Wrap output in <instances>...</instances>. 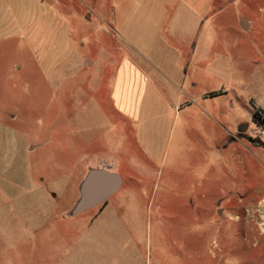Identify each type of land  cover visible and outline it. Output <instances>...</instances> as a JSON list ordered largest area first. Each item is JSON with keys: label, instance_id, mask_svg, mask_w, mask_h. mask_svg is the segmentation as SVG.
<instances>
[{"label": "rangeland", "instance_id": "1", "mask_svg": "<svg viewBox=\"0 0 264 264\" xmlns=\"http://www.w3.org/2000/svg\"><path fill=\"white\" fill-rule=\"evenodd\" d=\"M14 3L65 28L59 69L0 88V169L8 128L19 141L0 173V264H264V109L247 101L264 90V0ZM128 62L137 120L112 102ZM98 174L121 187L76 213Z\"/></svg>", "mask_w": 264, "mask_h": 264}, {"label": "crops", "instance_id": "2", "mask_svg": "<svg viewBox=\"0 0 264 264\" xmlns=\"http://www.w3.org/2000/svg\"><path fill=\"white\" fill-rule=\"evenodd\" d=\"M14 2L15 0H0V62L6 57L11 61V67L8 68H4L0 64V88L2 87L1 85L8 84L12 91H17V97L19 91H29L36 87V83H39L36 82V74L39 73V70L44 71V74H46L47 69L50 73L51 70L60 68L59 63L62 62L61 57L63 55L57 56L55 64L53 63L50 67H47V61L53 56L55 48L57 52L54 55H60L57 43L62 30L65 28L63 24L65 21L52 8L46 10L36 19H33V17L29 19L24 17V15L20 17L19 10ZM20 58H22V63H19ZM28 58H30V61ZM261 85L264 87V80ZM110 87L115 110L127 120H137L145 87L144 79L138 68L130 62L125 63L118 75L117 82L113 85L111 83ZM260 97L250 96L247 101L253 98L256 105L264 109V90L263 95ZM17 99L16 101H19ZM16 103L18 104L19 102ZM15 117L16 115H13L11 119L14 120L16 119ZM238 124L231 128L232 131L229 132V135L236 131ZM8 129L11 134L12 154L7 167L4 170L0 169L1 174L12 169L19 152L17 135L13 128ZM233 144L232 138H228L221 144L220 148L226 150L232 147ZM240 144L244 145L242 142ZM244 147L248 148L246 145ZM103 162L111 163L113 167L117 168L115 161L112 163L103 158Z\"/></svg>", "mask_w": 264, "mask_h": 264}, {"label": "water", "instance_id": "3", "mask_svg": "<svg viewBox=\"0 0 264 264\" xmlns=\"http://www.w3.org/2000/svg\"><path fill=\"white\" fill-rule=\"evenodd\" d=\"M241 24L243 27H246L245 20H242ZM247 127V125H244L239 129V131L244 132ZM94 181L93 187L87 193L84 202L76 213L89 210L100 204L102 201L108 199L119 190L122 184V181L118 176L107 174H98Z\"/></svg>", "mask_w": 264, "mask_h": 264}, {"label": "trees", "instance_id": "4", "mask_svg": "<svg viewBox=\"0 0 264 264\" xmlns=\"http://www.w3.org/2000/svg\"><path fill=\"white\" fill-rule=\"evenodd\" d=\"M257 118H258V113L256 112V113L254 114V119L257 121Z\"/></svg>", "mask_w": 264, "mask_h": 264}, {"label": "flooded vegetation", "instance_id": "5", "mask_svg": "<svg viewBox=\"0 0 264 264\" xmlns=\"http://www.w3.org/2000/svg\"><path fill=\"white\" fill-rule=\"evenodd\" d=\"M107 200V199H106ZM106 200H104L105 202H106ZM104 201H102V202H104Z\"/></svg>", "mask_w": 264, "mask_h": 264}]
</instances>
